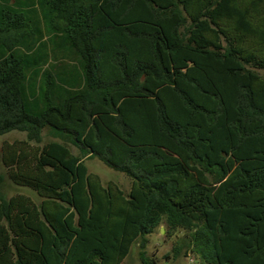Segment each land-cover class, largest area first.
I'll use <instances>...</instances> for the list:
<instances>
[{
	"label": "trees",
	"instance_id": "obj_1",
	"mask_svg": "<svg viewBox=\"0 0 264 264\" xmlns=\"http://www.w3.org/2000/svg\"><path fill=\"white\" fill-rule=\"evenodd\" d=\"M10 1L0 136L26 140L4 144L2 163L41 202L0 191V264H122L137 243L158 264L148 238L164 223L183 233L174 259L264 264V0H42L75 78L43 70L31 0ZM45 131L57 141L42 145Z\"/></svg>",
	"mask_w": 264,
	"mask_h": 264
},
{
	"label": "rangeland",
	"instance_id": "obj_2",
	"mask_svg": "<svg viewBox=\"0 0 264 264\" xmlns=\"http://www.w3.org/2000/svg\"><path fill=\"white\" fill-rule=\"evenodd\" d=\"M59 59H53L48 68H51L53 64H59ZM26 140V134L20 132H11L6 135L0 136V174L5 175V181L0 187V191L4 197L10 199L11 197L22 194L29 196L34 202L40 204L41 199L37 194L30 189L15 186L6 176V169L2 163V149L6 143L13 144L16 141ZM57 141L49 136L48 131L44 132L42 145ZM70 149L74 155H80L78 149L70 146ZM89 172L93 175L100 177L102 183L107 186L108 184H116L125 192H129L131 189V180L124 174L116 172L108 168L98 158L87 156L85 159ZM183 237V233L180 231L171 232L164 223L158 228L152 235L149 236V244L147 247L148 256L154 259L158 264H198V261L193 260L191 257H180L174 259L171 251L174 245L180 241ZM139 243L135 244L132 248L130 255L125 259L122 264H142L140 257ZM170 257V259H167Z\"/></svg>",
	"mask_w": 264,
	"mask_h": 264
},
{
	"label": "crops",
	"instance_id": "obj_3",
	"mask_svg": "<svg viewBox=\"0 0 264 264\" xmlns=\"http://www.w3.org/2000/svg\"><path fill=\"white\" fill-rule=\"evenodd\" d=\"M22 1L26 3V0ZM41 1L42 0H31V3L28 5V7L21 6V8L26 9V11L30 13L29 16L31 18H34L37 26L40 29V32L43 34V38L41 39L39 45L45 44L47 46L45 51L48 52L50 56L49 64L45 66L43 70L47 71L51 70L52 68L54 69V67H57L56 70H58V73L61 72L60 74H63L68 78H75L79 74L78 64L74 57L67 51V48L64 47L61 36L57 38L55 37V34L58 33L54 32L51 29L47 16L48 14L40 5ZM10 5H12L14 8L20 7H17L16 0H11ZM53 59H59V64L55 63L51 66V68H48L50 63L53 62ZM40 78L41 77H38L36 79L37 83L40 82Z\"/></svg>",
	"mask_w": 264,
	"mask_h": 264
}]
</instances>
